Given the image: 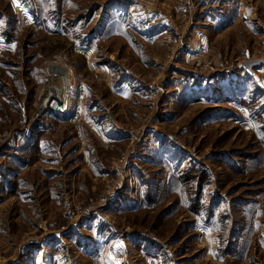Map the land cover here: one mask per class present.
Returning a JSON list of instances; mask_svg holds the SVG:
<instances>
[{"label":"rangeland","instance_id":"374dc122","mask_svg":"<svg viewBox=\"0 0 264 264\" xmlns=\"http://www.w3.org/2000/svg\"><path fill=\"white\" fill-rule=\"evenodd\" d=\"M0 264H264V0H0Z\"/></svg>","mask_w":264,"mask_h":264},{"label":"built area","instance_id":"2783aa9c","mask_svg":"<svg viewBox=\"0 0 264 264\" xmlns=\"http://www.w3.org/2000/svg\"><path fill=\"white\" fill-rule=\"evenodd\" d=\"M47 101H48V104H49V108L51 110H53L55 113L63 114L67 110L65 105H63L60 102L56 101L54 98L52 100H50V98H49ZM32 245L33 246H37V243L36 244L32 243Z\"/></svg>","mask_w":264,"mask_h":264},{"label":"snow or ice","instance_id":"6c2138e0","mask_svg":"<svg viewBox=\"0 0 264 264\" xmlns=\"http://www.w3.org/2000/svg\"><path fill=\"white\" fill-rule=\"evenodd\" d=\"M16 2V0H14V3Z\"/></svg>","mask_w":264,"mask_h":264}]
</instances>
